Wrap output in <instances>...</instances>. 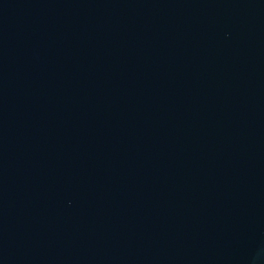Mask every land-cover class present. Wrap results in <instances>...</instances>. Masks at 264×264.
I'll return each instance as SVG.
<instances>
[{"label":"water","instance_id":"obj_1","mask_svg":"<svg viewBox=\"0 0 264 264\" xmlns=\"http://www.w3.org/2000/svg\"><path fill=\"white\" fill-rule=\"evenodd\" d=\"M0 264H264V0H0Z\"/></svg>","mask_w":264,"mask_h":264}]
</instances>
